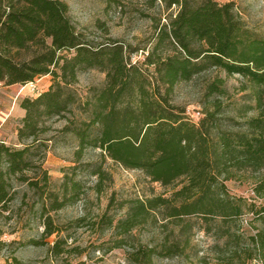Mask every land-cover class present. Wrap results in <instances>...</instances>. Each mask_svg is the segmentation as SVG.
Returning a JSON list of instances; mask_svg holds the SVG:
<instances>
[{"label":"trees","instance_id":"obj_1","mask_svg":"<svg viewBox=\"0 0 264 264\" xmlns=\"http://www.w3.org/2000/svg\"><path fill=\"white\" fill-rule=\"evenodd\" d=\"M159 1L168 8L177 7V12L157 29L153 47L140 67L118 42L92 45L85 41L70 21L68 6L59 0H0L1 87H24L46 76L52 80L48 89L18 103L25 115L15 136L24 147L14 150L0 141L3 211L18 194L15 183L44 196L47 172L34 180L27 175L39 168L36 161L47 151V142L40 137L51 130L49 121L81 110V121L61 130L78 140L77 155L85 148L98 150L100 159L141 171L150 183L172 188L170 198L133 201L129 217L116 226L119 234L146 222L154 212L169 220L190 215L206 220L219 215L233 227L239 217L251 215L264 224V41L247 30L231 3ZM149 67L154 68L153 80ZM87 70L105 73V84L82 107L72 86L79 73ZM212 70L247 81L255 102L254 117L227 115L222 99L228 94L218 75L205 83L200 102L203 113L197 120L173 103L177 86ZM95 170L99 193L105 172L100 167ZM239 175L245 176L241 183L252 187L244 204L240 197L232 201L226 189ZM79 188L80 183L70 180L62 191L70 189V197L60 199L58 194L47 193L51 210L72 203ZM41 208L45 210L44 204ZM51 226L48 218L44 236L57 232ZM247 242L242 264L264 263V229ZM59 245L56 241L50 249L56 257L61 253ZM161 248L168 254L178 252L176 245Z\"/></svg>","mask_w":264,"mask_h":264},{"label":"rangeland","instance_id":"obj_2","mask_svg":"<svg viewBox=\"0 0 264 264\" xmlns=\"http://www.w3.org/2000/svg\"><path fill=\"white\" fill-rule=\"evenodd\" d=\"M59 1L68 6L70 21L85 41L92 45L109 40L118 42L124 46L131 62H138L140 67L153 47L157 29L173 19L177 12V7L168 8L159 0ZM214 1L219 5L231 3L247 30L264 41V0ZM153 69L148 68L152 80ZM216 75L224 79L228 95L222 99V104L227 115L235 119L240 114L245 119L254 117L257 113L250 85L238 75L227 76L220 71L212 70L189 84L177 86L172 96L173 103L184 107L185 112L202 115L200 102L205 83ZM46 78L51 80V77ZM104 84L105 73L87 70L79 73L72 88L83 107ZM40 91L39 87L34 90L17 87L0 94V141L14 150L24 147L13 135L21 116L18 101L32 98ZM82 114L81 110H73L62 120L49 121L47 126L51 130L40 137L47 142V151L36 161L39 168H33L27 175L34 180L41 178L42 171L47 172L49 180L44 196L40 197L33 189L27 190L23 183H15L13 188L18 194L14 201L8 210L0 208V264L243 263L244 252L248 250L247 238L264 229V224L251 215L239 217L235 223L237 226L233 227L224 224L219 215L209 216L206 220L198 215L169 220L164 214L154 212L146 222L119 234L116 226L129 217L133 201L157 196L170 198L172 188L150 183L141 171L126 169L109 159H100L98 150L85 148L77 155L78 140L61 130L70 127L71 123L80 122ZM98 167L105 172L99 193L96 191L98 178L93 173ZM238 177L228 182L226 189L232 201L240 197L244 204L251 197L252 187L240 182L244 181V175ZM70 180L80 183L77 197L72 203L67 202L62 208L51 210L47 193L58 194L60 199L70 197V189L62 192L64 183ZM43 204L45 210L41 208ZM48 218L57 232L44 236ZM56 241L61 251L57 257L50 250ZM163 244L176 245L178 252H164ZM234 253L238 259L232 258ZM245 264L264 263L252 260L245 261Z\"/></svg>","mask_w":264,"mask_h":264},{"label":"crops","instance_id":"obj_3","mask_svg":"<svg viewBox=\"0 0 264 264\" xmlns=\"http://www.w3.org/2000/svg\"><path fill=\"white\" fill-rule=\"evenodd\" d=\"M50 84H51L50 79H48L46 77H43V78L37 80V82L35 83V86L37 88L39 87L40 90H46V89H48V87L50 86ZM17 87H20L22 89L27 88V86L22 87L20 85L3 86V87H0V94L4 93L5 91H12L13 88H17ZM1 89H3L2 92H1ZM18 103H19V101H18ZM17 106H18V108H19V110L21 112V116H20V119H19V123L17 124V127H18L19 124H20V122H21V120L23 119V117L25 115V112L19 107V104H17ZM1 112H2V109H1ZM3 121H4V119L2 120V122ZM13 135H16V129L14 130Z\"/></svg>","mask_w":264,"mask_h":264},{"label":"built area","instance_id":"obj_4","mask_svg":"<svg viewBox=\"0 0 264 264\" xmlns=\"http://www.w3.org/2000/svg\"><path fill=\"white\" fill-rule=\"evenodd\" d=\"M27 87L34 90L36 86H35V84L32 83V84L27 85ZM188 113L194 120H197L199 118V115H200L199 113H192L191 114L189 111H188Z\"/></svg>","mask_w":264,"mask_h":264}]
</instances>
